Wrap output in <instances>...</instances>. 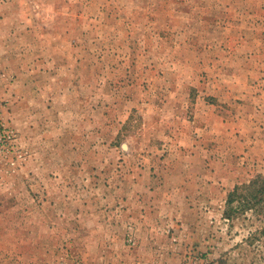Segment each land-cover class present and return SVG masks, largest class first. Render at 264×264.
<instances>
[{
    "label": "rangeland",
    "instance_id": "1",
    "mask_svg": "<svg viewBox=\"0 0 264 264\" xmlns=\"http://www.w3.org/2000/svg\"><path fill=\"white\" fill-rule=\"evenodd\" d=\"M263 184L264 0H0V264H264Z\"/></svg>",
    "mask_w": 264,
    "mask_h": 264
},
{
    "label": "trees",
    "instance_id": "2",
    "mask_svg": "<svg viewBox=\"0 0 264 264\" xmlns=\"http://www.w3.org/2000/svg\"><path fill=\"white\" fill-rule=\"evenodd\" d=\"M262 181L260 177H257V179L253 180L250 184V187H254L257 183ZM264 193V184L262 187L259 188H253L248 195H243L239 192V188L235 187L232 192L228 195L227 204L231 205V203L236 199V197L245 196L243 205H256V203L261 202V199H259V195ZM232 210V208H231ZM262 233H264V228L262 229Z\"/></svg>",
    "mask_w": 264,
    "mask_h": 264
}]
</instances>
